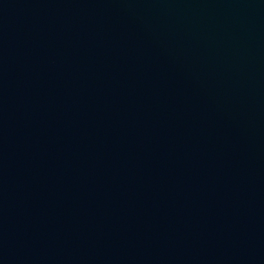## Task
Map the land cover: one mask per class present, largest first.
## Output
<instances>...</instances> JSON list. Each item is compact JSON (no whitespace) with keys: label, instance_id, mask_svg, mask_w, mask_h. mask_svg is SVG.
<instances>
[{"label":"water","instance_id":"1","mask_svg":"<svg viewBox=\"0 0 264 264\" xmlns=\"http://www.w3.org/2000/svg\"><path fill=\"white\" fill-rule=\"evenodd\" d=\"M0 264H264V0H0Z\"/></svg>","mask_w":264,"mask_h":264}]
</instances>
